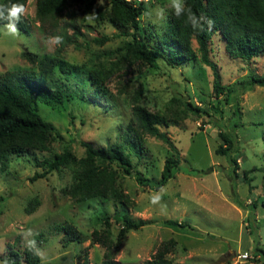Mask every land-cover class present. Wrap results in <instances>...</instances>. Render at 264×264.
I'll list each match as a JSON object with an SVG mask.
<instances>
[{
  "label": "rangeland",
  "instance_id": "1",
  "mask_svg": "<svg viewBox=\"0 0 264 264\" xmlns=\"http://www.w3.org/2000/svg\"><path fill=\"white\" fill-rule=\"evenodd\" d=\"M150 1L154 4L151 15L144 16L141 23L148 30H157L171 10L170 0ZM97 8L102 9L100 14ZM161 8L164 18L157 14ZM25 9L28 34L19 29L18 35H11L6 24H0V73L30 69V62L21 56L23 50L41 55L54 54L58 49L49 42L54 37L51 25L42 29L36 19L35 0H27ZM109 10V0H84L65 8L58 18L54 31L64 30L73 38L61 47L59 58L78 67L70 77L82 86L75 91L88 104L74 100L57 110L41 104L39 113L60 137L50 141V150L11 154L0 168V264L10 246L22 252L28 239H34L40 249L38 264H75L84 254L89 264H102L105 249L91 242L90 235L104 227L97 218L103 215L109 217L111 238L115 240L121 227L115 217L122 209L146 223L125 233L113 253L118 264H144L169 239L175 242L167 254L173 262L264 264V255L255 249L264 251V87L247 84L249 74H264V53L243 62L228 56L213 35L212 58L219 83L225 87L222 94H216L212 70L199 62L183 73L178 66L160 64V69H150L131 60L118 61V47L131 37L109 22ZM192 47L196 51L195 42ZM91 68L103 70V84L113 101L95 97L86 89V69ZM232 87L233 94L225 101L224 94ZM172 97L180 98L181 105L189 102L199 107L200 112L183 111ZM136 100L149 111L174 115L161 129L179 149L180 169H175L162 187L142 186L115 164L105 167L116 169L117 183L126 196L123 204L101 197L79 202L63 194L62 189L72 183L67 167L30 179L44 170L37 162L59 154L64 147L82 158L81 140L96 148L117 141L126 126H133L129 115ZM220 131L235 135L237 152L233 156L237 158L238 176L231 172L226 157L214 153L222 143ZM142 139L138 155L129 153L133 167L144 177L157 180L170 151L160 139L148 134ZM245 170L251 188L243 181ZM161 188V203L152 205L150 197ZM33 203L34 210L27 212L26 207ZM165 219L180 221L183 226L166 225ZM65 223L76 228L78 239L63 240L65 231L58 226ZM28 230L34 235L25 236Z\"/></svg>",
  "mask_w": 264,
  "mask_h": 264
},
{
  "label": "trees",
  "instance_id": "2",
  "mask_svg": "<svg viewBox=\"0 0 264 264\" xmlns=\"http://www.w3.org/2000/svg\"><path fill=\"white\" fill-rule=\"evenodd\" d=\"M81 1L84 0H35V16L40 26L43 29L46 24H50L53 29L51 34L54 37L58 35L63 37V43L58 45L54 54L39 55L23 50L21 56L30 62L31 68H18L0 73L1 169L11 154L50 150V141L60 137L53 124L39 113L41 104L57 110L64 103L68 104L74 100L87 103L84 96L75 91L76 87L82 86L70 77L78 67L68 65L59 58L61 47L64 43L71 42L73 38L64 30L54 31L55 27H58V18L63 10ZM13 3L26 6L27 0H2L0 5L10 6ZM185 3L194 13L205 17L201 29H193L186 23L185 16L177 18L170 10L161 27L157 30H148L141 20L145 13L150 12L154 7L153 1L139 0L133 3L128 0H109V22L118 28H123L125 34L131 37V41L126 42L123 47H118V61L131 60L132 64L140 63L150 69H160V64L178 66L183 73L191 68V64L199 62L212 70L213 90L216 94H222L225 87L219 83L216 63L212 58L213 35L217 36L222 49L230 57L247 63L259 57L264 53V0H185ZM97 12L100 14L102 9L97 8ZM208 21L212 22L211 25ZM7 23V20H0V24ZM69 25L76 27L72 23ZM17 27L26 34L29 33V23L24 15ZM192 42L196 44V51L192 47ZM117 65L118 62L115 63V66ZM82 68L85 69L83 66ZM81 70L84 71L79 68V71ZM86 71L89 74L86 89H90L95 97L101 96L107 102L113 101L103 84V70L99 72L96 68H91ZM247 84L264 87V74H249ZM234 88L225 92V101L231 98ZM172 99L181 105L180 98L172 97ZM136 101L129 115L133 126H126L124 133L117 141L96 148L90 142L81 140L80 144L84 148L82 158H77L68 147H64L59 154H53L52 157L43 158L41 162H37L44 170L42 173H35L30 179L34 180L54 170L67 167L72 173V183L62 189L63 194L70 195L79 202L101 197L123 204L126 196L120 184L117 183L116 169L108 168V165L105 167L106 164H115L120 172L134 176L142 186L155 189L162 187L173 177L174 170L180 169L179 149L161 129L170 124L169 119L174 118V115L149 111L138 100ZM181 106L183 111L200 112L199 107L189 102H183ZM144 134L164 141L170 151L157 180L146 178L135 169L129 155L130 152L137 154L142 148ZM219 135L222 143L215 148L214 153L226 157L232 167L231 172L238 176L237 158L233 156L237 152L235 135L225 131H220ZM242 177L251 188L246 170L243 171ZM34 201L38 202L36 199ZM261 204L264 205V202ZM29 205L26 207L27 212L34 210V203L32 206ZM97 218L104 227L101 230L92 231L91 242L104 247L102 264H118L113 253L121 245L125 233L139 229L146 221L133 219L125 209L120 210L115 221L121 227L113 240L109 230V217L98 215ZM163 222L169 226H183L180 221L173 219H165ZM58 228L65 231L63 236L65 242L78 239L79 233L71 223L60 224ZM174 244V240L169 239L144 264H184L167 258ZM255 249L264 255L263 250L257 247ZM22 262L38 264L40 257L27 246L22 252L10 246L3 264H22ZM75 264H89L87 254H84L82 259L79 258Z\"/></svg>",
  "mask_w": 264,
  "mask_h": 264
},
{
  "label": "clouds",
  "instance_id": "3",
  "mask_svg": "<svg viewBox=\"0 0 264 264\" xmlns=\"http://www.w3.org/2000/svg\"><path fill=\"white\" fill-rule=\"evenodd\" d=\"M170 8L173 15L177 18L181 16L186 17V23L190 25L193 29H201L203 27L202 22L205 20V17L202 15H197L193 12L191 7L186 6L185 0H170ZM25 6L23 4L13 3L10 6L0 5V20H7L6 24L7 32L11 35H18L19 28L17 25L20 23L21 17L25 14ZM160 18H164V9H159L158 13ZM151 13H145L146 17H150ZM88 18V17H86ZM211 21H208V24L211 25ZM49 42L59 45L63 43V37L55 36L50 37ZM164 188H161L159 191L154 192L150 197V203L152 205L160 204L162 201V192ZM34 235L31 230H28L25 233V236ZM26 246L29 250H32L34 254L40 255V249L36 245V241L34 239H28L26 241Z\"/></svg>",
  "mask_w": 264,
  "mask_h": 264
}]
</instances>
